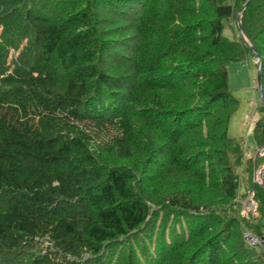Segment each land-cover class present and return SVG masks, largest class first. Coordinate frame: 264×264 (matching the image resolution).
I'll list each match as a JSON object with an SVG mask.
<instances>
[{"label": "trees", "instance_id": "16d2710c", "mask_svg": "<svg viewBox=\"0 0 264 264\" xmlns=\"http://www.w3.org/2000/svg\"><path fill=\"white\" fill-rule=\"evenodd\" d=\"M247 1L0 0V264H264V152L230 134L251 48L264 96Z\"/></svg>", "mask_w": 264, "mask_h": 264}, {"label": "rangeland", "instance_id": "374dc122", "mask_svg": "<svg viewBox=\"0 0 264 264\" xmlns=\"http://www.w3.org/2000/svg\"><path fill=\"white\" fill-rule=\"evenodd\" d=\"M258 70L259 62L257 64L253 59L248 62L232 63L228 67L230 89L239 102V108L231 120L230 134L243 142L247 155L254 157L255 161L258 153L264 152L263 148L258 150L253 141L254 127L261 116ZM263 171L262 167L257 169L255 165L254 177L256 180H261ZM245 191L246 188H243L242 193ZM239 200L242 202L241 211L244 215H247L248 210H254L255 203L251 194L241 197Z\"/></svg>", "mask_w": 264, "mask_h": 264}, {"label": "water", "instance_id": "95a60500", "mask_svg": "<svg viewBox=\"0 0 264 264\" xmlns=\"http://www.w3.org/2000/svg\"><path fill=\"white\" fill-rule=\"evenodd\" d=\"M251 0H248L244 6H246ZM238 21H240V15L238 16ZM240 29H241V26H240ZM252 51L255 53V55L257 56L258 58V62H259V70H258V85H259V89H260V97H261V101L263 102L264 104V96H263V90H262V87H261V84H262V81H261V71H262V58L260 57V55L257 53L256 49L255 48H251ZM264 149V148H263ZM263 175V174H262Z\"/></svg>", "mask_w": 264, "mask_h": 264}, {"label": "built area", "instance_id": "2783aa9c", "mask_svg": "<svg viewBox=\"0 0 264 264\" xmlns=\"http://www.w3.org/2000/svg\"><path fill=\"white\" fill-rule=\"evenodd\" d=\"M247 237L249 238V243L253 246H261L262 244V240L258 237H254V236H251V235H247Z\"/></svg>", "mask_w": 264, "mask_h": 264}, {"label": "bare ground", "instance_id": "6f19581e", "mask_svg": "<svg viewBox=\"0 0 264 264\" xmlns=\"http://www.w3.org/2000/svg\"><path fill=\"white\" fill-rule=\"evenodd\" d=\"M263 62V61H262Z\"/></svg>", "mask_w": 264, "mask_h": 264}]
</instances>
